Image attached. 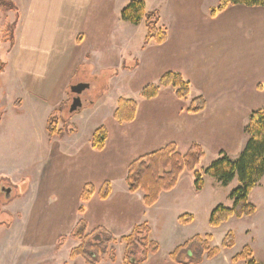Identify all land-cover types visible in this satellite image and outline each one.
I'll return each mask as SVG.
<instances>
[{
    "label": "rangeland",
    "instance_id": "rangeland-1",
    "mask_svg": "<svg viewBox=\"0 0 264 264\" xmlns=\"http://www.w3.org/2000/svg\"><path fill=\"white\" fill-rule=\"evenodd\" d=\"M8 1L11 5L4 2L0 10V68L2 64L5 67L0 70V264L69 262V252L78 242L67 238L60 248L56 244L82 217L78 207L85 206L80 201L83 186L91 183L96 189L92 202H100L98 191L106 180L112 188L111 202L124 203L126 197L140 201L141 191L134 195L127 191L126 167L130 161L160 145L153 144V148L145 150L144 141L161 139L166 134L163 128L168 132L175 125L179 127L181 152L195 140L204 153L197 166L204 180L202 189H195L193 173L185 170L178 179L176 191L160 193L158 205L144 211V220L132 214L134 220L129 219L132 223L112 235L118 239L129 234L134 225L148 221L152 240L161 249L160 255L154 258L164 260L175 246L194 235L209 234L210 245L218 247L231 231L235 245L221 249L212 259H204V264H247L248 260L231 261L245 246L251 249L256 264H264V177L249 193L248 200L255 207L251 216L231 217L212 228L208 224L211 211L218 205L232 206L229 195L238 180L234 178L224 186L204 173L221 151L232 160L238 158L246 143L243 127L250 113L264 108V7L229 5L213 18L210 12L219 0H145L149 10L161 9L163 2L167 3L161 21L170 32L169 38L171 34L170 40L163 45L149 43L144 65L136 73H119L118 51L111 50L110 45H101L94 55L97 60L92 64L83 63L71 80L70 86L88 84L79 95L81 108L69 112L71 100L76 96L69 89L60 112H53L59 118L57 129L64 128L66 123L65 127L71 126L76 132L50 140L44 120L49 115L51 101L17 89L14 78L17 51H13L8 39L13 30L17 36L19 0ZM128 2L117 0L116 7H124ZM118 29L128 38L130 45L125 46L134 47L121 56L130 68L134 63L132 53L137 54L141 49L146 29L143 23L132 25L126 21ZM126 54L131 57L126 59L129 56ZM100 59L113 62L106 67L99 65ZM167 71L177 72L189 82V97L183 100L185 108L194 97H204L208 107L198 118L190 114L179 116V121L174 118V110L182 100L174 96L170 87L160 88L157 98L140 97L144 86L157 84ZM19 96L28 101L21 116L17 114V107L22 105ZM121 97L136 101L135 122L117 124L114 121L113 111ZM109 120L117 127L109 128ZM137 121L140 124L133 128L135 131L125 135V128ZM100 126L108 127L110 135L103 149L96 150L91 145L92 133ZM2 186L11 187L9 198L5 197ZM183 214L193 216L190 224L178 223L177 218ZM174 224L179 225V230ZM114 247L118 262L122 263L124 244L117 241ZM76 260H80L77 264H83L81 257Z\"/></svg>",
    "mask_w": 264,
    "mask_h": 264
},
{
    "label": "trees",
    "instance_id": "trees-1",
    "mask_svg": "<svg viewBox=\"0 0 264 264\" xmlns=\"http://www.w3.org/2000/svg\"><path fill=\"white\" fill-rule=\"evenodd\" d=\"M8 0H0V10ZM11 5V3H10ZM229 5H243L247 7H264V0H219L216 8L212 9L210 16L214 17L217 13L225 10ZM121 20L133 25L143 23L146 34L143 45L151 42L159 45L166 41V28L160 25V10H147L145 0H129L119 14ZM16 23V22H15ZM14 30L11 32V38L8 39L9 45H14ZM2 64L0 70H3ZM170 87L177 99L187 100L190 93L189 82L177 72L167 71L159 79L157 84H148L140 91V97L144 99H153L157 96L160 88ZM67 88L66 93H68ZM62 102L56 111L60 112ZM205 108V99L198 95L190 100L186 111L188 113H200ZM137 110V103L132 99L119 98L113 111V118L118 123H128L134 120ZM52 113L48 119L46 130L49 137L55 135L63 136L72 134L75 128L65 127L57 129L58 119ZM60 117V116H59ZM1 118V116H0ZM243 133L246 135V143L237 159L232 160L221 151L204 173L215 178L218 183L226 186L234 178H237L238 185L231 190L230 198L233 203L231 207L223 205L216 206L210 213L208 224L215 228L226 222L231 217L237 219L243 216H251L255 212L248 196L251 190L264 177V108L252 111L248 122L243 127ZM107 137V129L100 126L92 133L91 145L96 150H102ZM204 153L197 143H192L189 149L184 153H179L175 143H169L162 148L148 152L134 159L127 167L125 183L127 190L131 193L136 191L143 192V202L147 207L155 204L161 192L172 190L185 170L193 173L194 187L200 191L204 180L197 166L203 158ZM94 186L87 183L83 186L80 193L81 203L89 201L94 193ZM111 191L110 183L105 181L98 191V197L105 200ZM80 215L84 212V206L78 207ZM193 220L190 214H183L177 218L179 224L187 225ZM151 229L147 222H143L133 227L131 232L120 238H115L106 228L99 226L92 231H87L86 221L80 217L68 235L58 238L56 247L60 248L64 241L69 238L78 242L69 252V260L81 257L85 264H99L103 261L114 262L116 260V251L114 244L119 241L124 244L123 264H143L149 255L156 254L159 251V244L150 239ZM211 237L194 235L175 247L170 253L169 258L177 264H201L204 259H212L219 254L221 249H230L235 245V235L228 231L222 238L220 246L210 245ZM241 260H248L247 264H256L252 259V251L249 246L231 258L236 263ZM62 264H69L64 262Z\"/></svg>",
    "mask_w": 264,
    "mask_h": 264
},
{
    "label": "crops",
    "instance_id": "crops-1",
    "mask_svg": "<svg viewBox=\"0 0 264 264\" xmlns=\"http://www.w3.org/2000/svg\"><path fill=\"white\" fill-rule=\"evenodd\" d=\"M126 1L124 0V2ZM166 1L168 2V0ZM116 2L117 0H19L17 2L20 11V16L17 19V36H15L14 45L12 48L13 51H17V68L14 71V78H16L17 89L19 90V92H24V94L29 92L35 98H39L42 96V99L44 97L48 98L51 101L52 105L50 108L49 115L46 117V120H44L45 130L50 115L65 100L67 88H69L71 80L75 76L77 70L83 63L92 64V61L97 60V57H95L94 55L96 52L99 51V47L101 45H110L109 47L111 48V50L114 49L118 51V55L120 56V58L118 57L117 59L119 73L130 71L136 73L137 71H139V68L144 65L143 58L146 56V48L149 44L143 45V43H141V49H139L138 53H132V58L134 61L132 67L129 68V65H125V62L121 59L123 52L127 53L129 50L131 52V49L134 47H126L125 45H130L127 43L128 38L126 39L123 33L119 32L118 26L122 25V23H124L125 21L123 22V20H121L118 15L120 14V11L123 7L117 8ZM166 6L167 3H165L164 1L163 7H161V9L158 8L160 10L159 23L164 27L165 25L161 21V18H163L162 14L163 11L166 9ZM215 16H217V14ZM215 16L213 18H215ZM119 19L122 21L121 24L119 23ZM250 28L252 29V27ZM166 32L167 41L169 38L168 33H170L168 31V28H166ZM164 43L159 45H163ZM139 52H141L142 55L141 59L138 58V56L140 55ZM127 55L129 54H126V56ZM129 57H131V55L127 56L126 59H128ZM110 62L113 61H111V59H108L107 61L102 62L100 59L99 65L108 67L111 64ZM159 95L160 94L158 92L155 98H157ZM18 98L22 101V105L17 107V114L21 116L23 115V111L25 110L26 105H28V101H24V99L20 96ZM184 101L182 100L180 107L177 110H174L176 116H173L177 121H179V116H183L185 114H190L196 119L200 115H202L208 107L206 103L207 106L205 105V108L202 112L188 113L186 111L187 107L185 108V106H183ZM14 105L18 106V103H14ZM137 111L138 107L134 120L128 123L136 121L138 115ZM115 122L117 124H123L118 123L117 121ZM116 123L109 120V128L112 126L117 127ZM139 124L140 123H138L137 121V124H134L135 126H127L125 128V135L128 131V134H131L133 131H135L133 128H135ZM107 128L108 127H106V129ZM163 130L166 132V134L163 135L161 133L163 135L161 139L158 138L155 141L151 142L144 141L143 147L145 150L150 149L148 147L153 148L152 145L157 143L160 144L158 149L164 147L169 143H175L177 151L179 153L184 154L189 149L192 143L198 144V142L192 140L190 143L186 144V149H184V152H181V149L179 147V127L175 125L171 128V131L168 130V132L165 127L163 128ZM160 131L161 130H159V132ZM118 133L119 135H121V132ZM65 135L68 134H64L61 137L55 135L50 138L47 132V139L53 140L57 137L63 138ZM109 135L110 132L107 129L106 140L108 139ZM130 162L128 163V165L130 164ZM183 173L184 171L181 173L180 176H182ZM177 187L178 181L176 186L171 190V192L176 191ZM95 192L96 189H94L93 195L95 194ZM111 192L112 188L109 196L105 200H101L98 197L100 202H92L91 199L93 195L91 196L89 201L85 202L82 218L87 223V231H92L94 228L102 226L113 234V232L118 231L120 227L127 225L129 222L130 224L132 223L131 221H129V219H131L132 221L134 220L131 218L132 214L139 215L140 218H143L142 220H144V218L146 217V213L144 211H146L147 209H154L158 205V202L160 200V198H158L155 204L150 207H147L144 205L143 192L141 191L142 195L138 194V196H140V201H136L134 198L131 197H126L125 199L127 201L124 203H121L119 200H117V202H115L114 200L113 202H111ZM135 193H137V191L131 194L134 195ZM162 193L163 192H161V194ZM121 204H124V209H121ZM136 208L139 209V212L135 211ZM132 211H134L135 214ZM118 217L120 218L118 220L119 225L116 221ZM148 225L150 227L149 223ZM174 225L179 230V225ZM150 229V239L152 240V228L150 227ZM160 253L161 249L159 246V251L156 254L149 255L148 259L143 264H177L169 258V254V260L167 259V257H164V260L154 258L160 255ZM77 258L80 259V257ZM77 258L70 260L69 264H77V261H80L76 260ZM204 262L205 260L201 264H204ZM78 264H81V262H79ZM83 264H85L84 261ZM99 264L123 263L118 262L116 256V260L114 262L103 261Z\"/></svg>",
    "mask_w": 264,
    "mask_h": 264
},
{
    "label": "water",
    "instance_id": "water-1",
    "mask_svg": "<svg viewBox=\"0 0 264 264\" xmlns=\"http://www.w3.org/2000/svg\"><path fill=\"white\" fill-rule=\"evenodd\" d=\"M87 87H88V84H86V83H78V84H75V85H71L70 86V91L73 92V93H75L77 96H75L72 99V102H71L70 108H69V112H74V111H77L78 109L81 108L82 102H81V99H80V96L79 95ZM2 190H4L5 197L6 198H9L10 192H11V187H9V186L3 187L2 186Z\"/></svg>",
    "mask_w": 264,
    "mask_h": 264
},
{
    "label": "flooded vegetation",
    "instance_id": "flooded-vegetation-1",
    "mask_svg": "<svg viewBox=\"0 0 264 264\" xmlns=\"http://www.w3.org/2000/svg\"><path fill=\"white\" fill-rule=\"evenodd\" d=\"M74 94H75V93H74ZM76 96H77V95H76ZM73 98H74V97H73ZM73 98H72V99H73ZM71 102H72V100H71ZM1 190H2V189H1ZM2 191L4 192V190H2Z\"/></svg>",
    "mask_w": 264,
    "mask_h": 264
}]
</instances>
